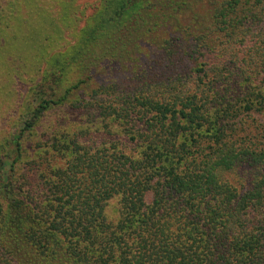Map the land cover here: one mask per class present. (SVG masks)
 Wrapping results in <instances>:
<instances>
[{"label":"trees","instance_id":"obj_1","mask_svg":"<svg viewBox=\"0 0 264 264\" xmlns=\"http://www.w3.org/2000/svg\"><path fill=\"white\" fill-rule=\"evenodd\" d=\"M74 1H0V264H264V0Z\"/></svg>","mask_w":264,"mask_h":264},{"label":"rangeland","instance_id":"obj_2","mask_svg":"<svg viewBox=\"0 0 264 264\" xmlns=\"http://www.w3.org/2000/svg\"><path fill=\"white\" fill-rule=\"evenodd\" d=\"M0 1H3V0H0ZM98 1L99 0H75L72 5H74V3L76 2L75 5H78V7H80L81 10H85L86 16H88V15H90V14H92L94 12V9H95V7L98 4ZM85 21L86 20H83L82 23H81V25H84L85 24ZM2 88L4 89V87H2ZM10 90H15L17 92H20V91H23L24 92V91H26V88L25 87L24 88L23 87H20V89H19L17 87L16 88L10 87ZM1 92H4V91H1ZM0 95H2V94L0 93ZM0 98H1V96H0ZM13 102H15V100ZM9 104L10 103H8L6 101L4 103H1L0 107L1 108H4V107L8 106ZM60 114L61 115H59V118L60 119L63 118V120H65L67 123H68V121H72L73 119L76 118L73 115H72L73 116V118H72L71 116L64 114V112L63 113H60Z\"/></svg>","mask_w":264,"mask_h":264}]
</instances>
